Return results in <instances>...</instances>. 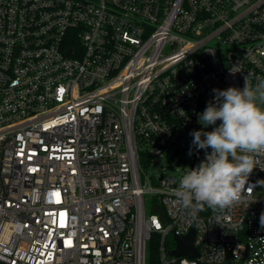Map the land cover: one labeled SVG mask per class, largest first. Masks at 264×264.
<instances>
[{
    "label": "built area",
    "instance_id": "built-area-1",
    "mask_svg": "<svg viewBox=\"0 0 264 264\" xmlns=\"http://www.w3.org/2000/svg\"><path fill=\"white\" fill-rule=\"evenodd\" d=\"M245 76L264 80V0H0V264H147L153 234L161 264H264V154L223 210L174 203L190 169L145 171ZM192 228L198 257L169 254Z\"/></svg>",
    "mask_w": 264,
    "mask_h": 264
},
{
    "label": "clouds",
    "instance_id": "clouds-1",
    "mask_svg": "<svg viewBox=\"0 0 264 264\" xmlns=\"http://www.w3.org/2000/svg\"><path fill=\"white\" fill-rule=\"evenodd\" d=\"M244 80L242 90L214 89V102L209 101L199 114V122L205 128L219 120L218 127L190 133L197 150L211 148L205 160L180 178L174 192V203L190 214L205 206L215 211L241 202L250 188H245L249 175L260 163L256 157L264 154V80L254 87L247 76ZM260 224L264 227V213Z\"/></svg>",
    "mask_w": 264,
    "mask_h": 264
},
{
    "label": "rangeland",
    "instance_id": "rangeland-1",
    "mask_svg": "<svg viewBox=\"0 0 264 264\" xmlns=\"http://www.w3.org/2000/svg\"><path fill=\"white\" fill-rule=\"evenodd\" d=\"M209 126L206 128L208 129ZM193 136L190 135V133L186 134L183 139L182 143L183 146L187 148V151L185 154L182 153V150L179 152L167 154L165 157L157 161L156 163H153L151 165L145 166V171L147 176L153 177L155 179L159 178L160 175L164 174H180L190 169L193 156H194V149L195 146L192 144ZM191 149V155H189V151ZM178 159H181V165L176 166V162ZM257 195L264 196V177L261 183L260 188L257 191ZM150 195L147 194V212L150 211L152 200L149 198ZM167 243L169 246H174L175 242L172 235H169L167 237ZM148 259V257H147Z\"/></svg>",
    "mask_w": 264,
    "mask_h": 264
},
{
    "label": "water",
    "instance_id": "water-1",
    "mask_svg": "<svg viewBox=\"0 0 264 264\" xmlns=\"http://www.w3.org/2000/svg\"><path fill=\"white\" fill-rule=\"evenodd\" d=\"M179 162H177V165ZM154 211L162 216V210L159 205L154 206ZM163 218V216H162ZM164 220V218H163ZM195 230L192 228L188 234L180 236L174 233V240L176 242V248L169 251V254L176 256H190L198 257L197 249L194 246Z\"/></svg>",
    "mask_w": 264,
    "mask_h": 264
},
{
    "label": "trees",
    "instance_id": "trees-1",
    "mask_svg": "<svg viewBox=\"0 0 264 264\" xmlns=\"http://www.w3.org/2000/svg\"><path fill=\"white\" fill-rule=\"evenodd\" d=\"M147 264H161L159 258V239L155 234H153L149 244Z\"/></svg>",
    "mask_w": 264,
    "mask_h": 264
},
{
    "label": "snow or ice",
    "instance_id": "snow-or-ice-1",
    "mask_svg": "<svg viewBox=\"0 0 264 264\" xmlns=\"http://www.w3.org/2000/svg\"><path fill=\"white\" fill-rule=\"evenodd\" d=\"M56 195L58 196V195H59V193H56ZM157 226H159V225H157ZM68 243L70 244V243H71V241H68Z\"/></svg>",
    "mask_w": 264,
    "mask_h": 264
}]
</instances>
